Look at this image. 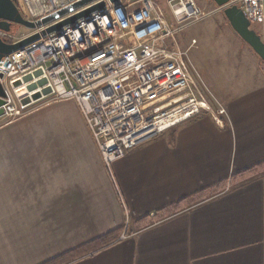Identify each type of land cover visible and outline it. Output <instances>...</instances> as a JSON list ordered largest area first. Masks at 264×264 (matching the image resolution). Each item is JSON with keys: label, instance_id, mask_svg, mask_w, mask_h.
Listing matches in <instances>:
<instances>
[{"label": "crops", "instance_id": "obj_1", "mask_svg": "<svg viewBox=\"0 0 264 264\" xmlns=\"http://www.w3.org/2000/svg\"><path fill=\"white\" fill-rule=\"evenodd\" d=\"M225 28L226 60L202 77L231 125L202 113L141 142L113 175L74 101L0 121V264H42L116 230L68 264H264V173L140 222L264 160V59Z\"/></svg>", "mask_w": 264, "mask_h": 264}, {"label": "built area", "instance_id": "obj_2", "mask_svg": "<svg viewBox=\"0 0 264 264\" xmlns=\"http://www.w3.org/2000/svg\"><path fill=\"white\" fill-rule=\"evenodd\" d=\"M80 1L17 0L26 20L37 24L54 19L27 28L14 41L11 31L0 30L11 42L41 33L100 2L105 6L0 60L6 91L0 121L11 122L46 101H74L112 175L113 164L141 142L202 113L221 127L231 125L227 103L188 58L196 39L186 49L177 43L187 24L206 15L196 0H167L165 7L157 0H92L76 6ZM230 3L243 10L251 28L264 39V0ZM36 72L40 74L24 80ZM47 88L50 92L44 94ZM35 94L41 97L34 99ZM162 121H167L165 128L158 127Z\"/></svg>", "mask_w": 264, "mask_h": 264}, {"label": "water", "instance_id": "obj_3", "mask_svg": "<svg viewBox=\"0 0 264 264\" xmlns=\"http://www.w3.org/2000/svg\"><path fill=\"white\" fill-rule=\"evenodd\" d=\"M92 0H82L76 4V6H81L84 3H87ZM117 2L118 0H112ZM17 0H0V30L10 32L14 24L21 25L26 28L33 29L36 26H42L54 19V16L47 17L37 24L30 22L23 18L18 7L16 5ZM213 2L219 8L223 9L224 15L226 16L230 26L233 30L262 58L264 59V39L261 35L250 26V22L245 16L243 10L238 7L236 4H231L230 0H213ZM104 2H100L62 22H59L51 27H48L46 30H43L41 33L33 34L29 37L21 39L15 42H9L6 39L0 36V60L7 54L22 48L23 46L38 40L41 36H45L52 32L60 31L61 28L67 24H73L76 20L82 17H88L90 13L96 10H102L104 8ZM64 10L62 13L67 12ZM40 72L30 74L24 77L25 81L31 80L34 76H38ZM3 75L1 74L0 77ZM41 83H45V80H42ZM34 85L31 86L33 88ZM50 89H45L44 94H48ZM6 97L5 88L0 81V116L3 114V109L1 106L4 104V98ZM41 97V94H35L34 99Z\"/></svg>", "mask_w": 264, "mask_h": 264}, {"label": "rangeland", "instance_id": "obj_4", "mask_svg": "<svg viewBox=\"0 0 264 264\" xmlns=\"http://www.w3.org/2000/svg\"><path fill=\"white\" fill-rule=\"evenodd\" d=\"M165 7L167 0H157ZM205 12V16L199 20L187 24L177 35L178 46L186 49L196 39L197 44L192 45L188 50V58L191 64L203 76L209 70L217 67L218 62L225 61L223 56V43L230 41V24L224 15L222 8H216L213 0H196ZM168 18H171L168 16ZM12 40H17L23 33H27L28 29L14 24L11 28ZM52 102V101H49ZM54 102V101H53ZM48 103V102H47ZM46 104V103H45ZM68 104V102H67ZM2 122V121H1Z\"/></svg>", "mask_w": 264, "mask_h": 264}, {"label": "trees", "instance_id": "obj_5", "mask_svg": "<svg viewBox=\"0 0 264 264\" xmlns=\"http://www.w3.org/2000/svg\"><path fill=\"white\" fill-rule=\"evenodd\" d=\"M11 42V40H7ZM264 173V160L252 165L242 171L234 173L229 180L218 181L210 186L204 187L199 191L186 196L171 205L160 209L154 216H146L141 219L143 225H150L157 220H161L167 216L176 214L184 209H188L206 199H209L226 190L228 185L237 186L247 180L254 178ZM121 231L116 230L85 243L75 249H72L64 254L54 257L42 264H68L80 257H83L91 252L98 251L100 248L107 246L118 239Z\"/></svg>", "mask_w": 264, "mask_h": 264}, {"label": "bare ground", "instance_id": "obj_6", "mask_svg": "<svg viewBox=\"0 0 264 264\" xmlns=\"http://www.w3.org/2000/svg\"><path fill=\"white\" fill-rule=\"evenodd\" d=\"M167 126V121H162L158 124L159 128H165Z\"/></svg>", "mask_w": 264, "mask_h": 264}]
</instances>
